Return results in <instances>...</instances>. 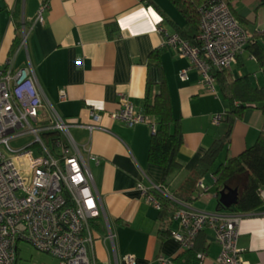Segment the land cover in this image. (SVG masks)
Segmentation results:
<instances>
[{
    "label": "crops",
    "instance_id": "obj_1",
    "mask_svg": "<svg viewBox=\"0 0 264 264\" xmlns=\"http://www.w3.org/2000/svg\"><path fill=\"white\" fill-rule=\"evenodd\" d=\"M168 1L49 0L44 22L40 23L35 19L41 0H0V68H5L9 60L15 69L30 63L43 99L42 112L45 114L51 108L72 124L69 129L73 141L88 162L104 213L116 235L118 256L135 255L138 264H158L156 259L160 256L178 264L175 259L184 251L172 237L160 236L161 231L174 229L175 223L162 221L160 212L147 202L138 187L142 174L156 183H162L164 178L161 166L148 163L153 136L149 126L128 128L107 114L118 109L122 96L128 97L138 111H144L148 81L153 85L149 100L152 103L164 77L174 118L180 121L184 134L177 160L182 168L166 184L173 194L181 193L200 159L228 130L224 121L229 104L219 88L213 94L196 69L189 70L188 80L182 81L179 73L190 67V61L180 59L173 49L164 46L165 35L161 30L175 34L178 32L172 22L180 27L185 25ZM260 2L232 3V12L247 22L243 26L251 34L264 33V6L260 7ZM24 27L29 35L27 47L21 48L20 31ZM154 52L160 53V67L151 60ZM247 65L259 67L246 48L228 74L233 79L247 75L251 79ZM257 82L256 86L261 85L258 77ZM61 92L66 94L64 100ZM90 108L105 115L100 126L103 129L90 132L77 126L94 124ZM217 115L224 119L214 125L213 118ZM154 119L159 123L158 117ZM262 133L263 110L256 106L246 108L242 118L235 121L231 141L215 166L197 181V184L203 181L208 192L202 194L195 184L192 200L184 201L196 210L218 212L220 196L213 171L253 147ZM104 224L99 220L100 228L94 237V263L115 264L112 245L105 239ZM239 230L237 245L242 250L243 262L264 264V205L245 215ZM204 231L208 250L201 264H217L221 248L212 231Z\"/></svg>",
    "mask_w": 264,
    "mask_h": 264
},
{
    "label": "built area",
    "instance_id": "obj_2",
    "mask_svg": "<svg viewBox=\"0 0 264 264\" xmlns=\"http://www.w3.org/2000/svg\"><path fill=\"white\" fill-rule=\"evenodd\" d=\"M48 6L49 0H41L37 22H44ZM232 11L228 0H212L200 8L198 46L190 45L178 33L161 30L164 46L173 49L180 59L190 61V67L179 73L182 81L188 80L189 70L196 69L205 87L217 94L212 73L231 72L252 39ZM28 32L26 27L20 31L21 48L27 47ZM31 68L28 63L15 69L11 60L0 68V264H18L21 242L53 256L57 264H95L94 237L99 220L105 223V239L112 245L113 262L138 264L135 255L118 256L116 235L104 213L88 162L73 141L69 129L72 124L53 109L49 116H41L43 99ZM65 97V92H61V98ZM89 112L94 124L77 126L90 132L103 129L100 126L105 115L94 108ZM107 115L125 127L146 124L152 135L157 132L155 119L138 111L126 96L120 98L118 109ZM223 119L217 115L212 123L219 125ZM48 132L61 135L60 140L54 141L53 149L43 142L42 135ZM28 137L32 141L22 148L15 149L10 144ZM203 184H197L202 194L209 190ZM138 187L157 211L163 209V199L176 205L171 235L183 251L192 249L199 233L209 229L221 248L217 264H245L237 245L245 215L196 210L144 174ZM260 195L264 200V190ZM204 257L199 254L197 259L202 261ZM156 260L158 264H171L162 256Z\"/></svg>",
    "mask_w": 264,
    "mask_h": 264
},
{
    "label": "trees",
    "instance_id": "obj_3",
    "mask_svg": "<svg viewBox=\"0 0 264 264\" xmlns=\"http://www.w3.org/2000/svg\"><path fill=\"white\" fill-rule=\"evenodd\" d=\"M147 2L148 0H142ZM212 0H169L178 13L185 21L184 27H180L173 23L174 29L179 36L186 40L192 46H198V37L200 32V8L211 2ZM235 1L228 0L230 6ZM264 6V0H261L260 7ZM240 24L247 25V22L238 17ZM109 29V27L107 28ZM110 32V29H109ZM252 39L246 47L247 51L256 58L261 72L264 75V33L256 32L251 35ZM19 40V39H18ZM17 40V41H18ZM1 43V36H0ZM21 43V36H20ZM154 64L160 67V53L154 52L151 56ZM216 79V86L228 104L229 112L226 114L225 123L228 124L227 133L219 140H216L210 146L207 153L200 159L199 165L196 167L193 177H191L186 184L183 185L181 193L174 194L176 198L191 201V194L195 190V184L201 178L210 173L215 166L220 154L225 150L231 141V134L235 121L240 120L246 110L251 106H256L264 112V86L252 85L250 77L243 76L233 79L228 72L215 71L212 73ZM152 84L148 81L147 95L144 105V114L159 118L157 123V132L153 135L150 142L148 152V163L161 166L164 169L163 182L160 183L166 186L167 181L174 172L179 171L182 166L177 161L179 159L180 148L184 144V134L181 123L176 120L173 115V106L167 83L163 77L159 84V93L155 96L151 103V89ZM43 142L53 149L54 141L60 140L61 135L57 132H48L42 135ZM213 174L216 178L217 192L220 193L224 188L238 190L239 198L236 207L226 209L223 205L218 203V210L229 213H238L242 215H249L260 209L264 205V200L260 193L264 190V133H262L258 141L253 147L244 151L238 157L230 158L226 165L218 167ZM167 187V186H166ZM173 194V193H172ZM163 209L160 212L162 221H172L176 205L171 201L162 200ZM96 226L100 228V226ZM172 231H161L162 238L172 237ZM206 231L199 233L193 248L175 259L178 264H201V260L197 259L199 254H206L208 250Z\"/></svg>",
    "mask_w": 264,
    "mask_h": 264
},
{
    "label": "rangeland",
    "instance_id": "obj_4",
    "mask_svg": "<svg viewBox=\"0 0 264 264\" xmlns=\"http://www.w3.org/2000/svg\"><path fill=\"white\" fill-rule=\"evenodd\" d=\"M247 68H248V71L251 72V81L254 83L253 85H257L258 83L257 77L259 80V84L262 85V83H264V79H263L262 73L259 72L260 68L257 66L253 68V66H248V65H247ZM50 111H52L51 108L45 112V115L49 116ZM43 115L44 113L41 112L42 117ZM31 141H32V138L28 137L25 139L14 141L10 144L12 145L13 148L19 149V148L24 147ZM18 248H19V252L17 253L18 254V264H57L58 263V260L56 258H54L51 255L40 253L28 243L21 242Z\"/></svg>",
    "mask_w": 264,
    "mask_h": 264
},
{
    "label": "water",
    "instance_id": "obj_5",
    "mask_svg": "<svg viewBox=\"0 0 264 264\" xmlns=\"http://www.w3.org/2000/svg\"><path fill=\"white\" fill-rule=\"evenodd\" d=\"M239 192L238 190H233L230 188H224L220 193V203L223 205L226 209H231V207H236L238 203V196Z\"/></svg>",
    "mask_w": 264,
    "mask_h": 264
}]
</instances>
